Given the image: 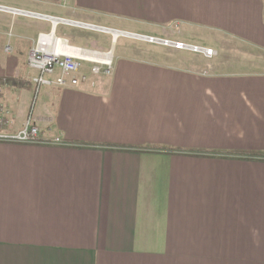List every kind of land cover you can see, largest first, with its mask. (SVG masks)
<instances>
[{"label": "crops", "instance_id": "1", "mask_svg": "<svg viewBox=\"0 0 264 264\" xmlns=\"http://www.w3.org/2000/svg\"><path fill=\"white\" fill-rule=\"evenodd\" d=\"M62 1L0 7L98 26L75 9L39 11ZM66 2L157 33L192 27L259 57L228 73L154 43L175 51L161 62L119 56L108 76L52 85L51 108L35 123L39 143L0 141V264H264V0ZM9 16L23 15L0 11V39ZM187 31L167 42L211 49L185 43ZM2 50L1 88L18 68Z\"/></svg>", "mask_w": 264, "mask_h": 264}, {"label": "rangeland", "instance_id": "2", "mask_svg": "<svg viewBox=\"0 0 264 264\" xmlns=\"http://www.w3.org/2000/svg\"><path fill=\"white\" fill-rule=\"evenodd\" d=\"M24 8L34 10L31 7L25 6ZM73 9L77 10L78 14L87 13L92 16V19H78H80V21H86L91 24L98 25L95 27H109L117 29V31L119 32H132L129 34L135 33V35L153 39H158V37L160 36L161 38H166L163 39L166 40L165 42L178 40L181 41L182 38L177 35V32H184L188 30L187 32L190 36L183 39V41L185 43L197 44L201 48L210 47L211 49H205V51H210V53H202L194 51L193 49H188L189 51L180 50L179 53L182 54L185 58H187V56L190 58L195 57L197 60H203L206 63H210L212 66H216L217 69L223 72L236 73V71L239 72L238 70H245L247 68L251 70L255 68V66H240L239 64L247 62V60L250 58L259 57V55L252 53V51L248 50L243 45L235 41L223 39V41H225L224 45L220 46L221 42H218L220 40L216 39L217 43H219L218 45L213 39L214 37L219 38V35H214L208 32L199 33L197 29H194L192 27H181L177 30L174 29L175 31L173 33L171 29H163L162 31H159L157 33L156 25H152L151 23L142 22L139 19H131L114 14L108 15L98 11L79 9L70 4V2H66V0H63L57 6L47 7V9L39 11L58 17H68L66 12L69 10V12H72ZM9 17L12 19V21L7 24H2L1 26V30L4 32V35H2L0 39V48L3 49L2 55L3 57L5 56L4 58H6V55L10 53V49L7 47L11 48L12 53L10 54L16 60L18 68L16 69L14 76L10 81H8L9 78L5 76V78L2 80V82L4 81V84L2 85V88L0 87V110L2 115H4V123H8L6 126L0 128V135H4L6 127H12V123L13 126L22 125L23 127L30 123V125H34V127H36L39 132V128L35 123L37 122V118L39 116H43V108H51V105L49 103L51 101H49L48 96L54 86H38L34 82V79L38 76V73L37 71L29 68L27 59L39 36L38 33H50L51 24L50 22L44 21L45 19L37 20L23 16ZM71 18H73L72 15ZM55 34L58 37L67 39L72 46H77L88 50H96L100 52H110L112 54V66L113 59L119 56H124L129 59L142 58L150 61L161 62V56L168 55L169 53H171V51H175L171 48L163 47L152 42L148 43L139 39H133L123 36L118 37L117 40L113 43L112 36L110 34L71 26L65 23H60L57 26ZM175 43H173L172 45L174 48ZM189 47L196 48L192 46ZM177 53L178 52H175L176 55ZM225 63H229L232 66ZM91 66L92 65L89 63H81L80 70L84 72L88 76V78L93 77L90 74ZM204 68L206 67L204 66ZM17 75L20 76L19 79H21V81L16 82L17 87H13L12 79H16L15 76ZM100 75L101 74L94 77L99 78ZM45 78L48 80H53L52 77L46 76ZM38 137L39 139L42 138L40 132ZM217 261L218 263L214 264H234L235 259L227 258L222 260L218 259ZM20 264H25V261L23 263L21 262Z\"/></svg>", "mask_w": 264, "mask_h": 264}, {"label": "built area", "instance_id": "3", "mask_svg": "<svg viewBox=\"0 0 264 264\" xmlns=\"http://www.w3.org/2000/svg\"><path fill=\"white\" fill-rule=\"evenodd\" d=\"M176 49L185 48L182 43H175ZM206 53V51H205ZM210 53V51H207ZM29 68L37 71L38 76L34 82L38 85L66 88L77 87L89 81L88 76L80 70L81 63L91 64L90 74L108 76L112 71V54L110 52H100L88 50L77 46H72L67 39L58 37L55 30L47 34H39L34 47L30 51L27 59ZM52 77L48 80L45 77ZM4 115L0 110V128L6 126ZM39 132L30 123L24 126L15 134L0 135V141L20 144L39 143ZM60 139H54V145H60Z\"/></svg>", "mask_w": 264, "mask_h": 264}, {"label": "water", "instance_id": "4", "mask_svg": "<svg viewBox=\"0 0 264 264\" xmlns=\"http://www.w3.org/2000/svg\"><path fill=\"white\" fill-rule=\"evenodd\" d=\"M0 11L12 13L15 15H23L26 17L49 20L54 25H57L60 23H65V24H68L71 26H76V27H80V28H84V29H88V30H92V31L107 33V34H110L113 36V43L116 41V39L118 37L123 36V37H128V38H133V39H139V40L146 41V42L173 45V43H167L165 41L158 40V39H153V38H148V37L139 36V35H135V34H129V33H124V32L114 31V30L105 29V28H101V27H95V26L80 24V23H76V22H72V21H65V20H61V19H57V18H51V17L42 16V15H36V14H32V13L22 12V11L13 10V9H7V8H3V7H0ZM114 33L117 34V36L115 38H114ZM189 49H193L194 51H199V52L205 53V50H201V49H197V48H191V47H189Z\"/></svg>", "mask_w": 264, "mask_h": 264}, {"label": "bare ground", "instance_id": "5", "mask_svg": "<svg viewBox=\"0 0 264 264\" xmlns=\"http://www.w3.org/2000/svg\"><path fill=\"white\" fill-rule=\"evenodd\" d=\"M114 36L116 37L117 36V34L116 33H114ZM207 52V51H206Z\"/></svg>", "mask_w": 264, "mask_h": 264}]
</instances>
